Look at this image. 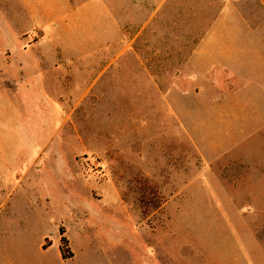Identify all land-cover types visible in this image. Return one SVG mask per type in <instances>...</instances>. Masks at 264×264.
I'll list each match as a JSON object with an SVG mask.
<instances>
[{"label": "rangeland", "instance_id": "374dc122", "mask_svg": "<svg viewBox=\"0 0 264 264\" xmlns=\"http://www.w3.org/2000/svg\"><path fill=\"white\" fill-rule=\"evenodd\" d=\"M0 264H264V0H0Z\"/></svg>", "mask_w": 264, "mask_h": 264}, {"label": "trees", "instance_id": "16d2710c", "mask_svg": "<svg viewBox=\"0 0 264 264\" xmlns=\"http://www.w3.org/2000/svg\"><path fill=\"white\" fill-rule=\"evenodd\" d=\"M60 254L64 261L72 259L73 254L69 247L68 239L64 236V232L61 231V239H60Z\"/></svg>", "mask_w": 264, "mask_h": 264}, {"label": "crops", "instance_id": "0c3cea01", "mask_svg": "<svg viewBox=\"0 0 264 264\" xmlns=\"http://www.w3.org/2000/svg\"><path fill=\"white\" fill-rule=\"evenodd\" d=\"M205 44H206V43H205ZM205 44L202 46V48L199 50V52L196 53V55H199V54L201 53V51H202L203 47L205 46ZM51 67H52V69H53V62H52V61H51ZM214 67H215V66L213 65L212 68H209V69L212 70ZM146 72H147V75H148L149 79L152 80V81H154V75H153V73H152L153 71H149V69H147ZM222 72L224 73V71H222ZM222 72H221V74H223ZM217 74L219 75V72H217ZM221 74H220V75H221ZM162 75H163V77H164V76H165V77H168L167 74L164 75V73H163ZM233 95H234V94H233ZM233 95H231V96H233ZM206 96H207V95H206Z\"/></svg>", "mask_w": 264, "mask_h": 264}]
</instances>
